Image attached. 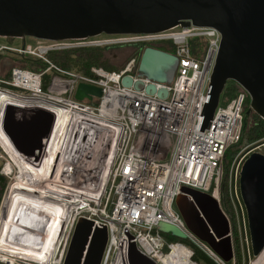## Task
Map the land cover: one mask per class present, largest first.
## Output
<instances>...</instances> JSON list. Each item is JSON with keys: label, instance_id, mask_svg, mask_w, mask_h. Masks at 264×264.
<instances>
[{"label": "built area", "instance_id": "2783aa9c", "mask_svg": "<svg viewBox=\"0 0 264 264\" xmlns=\"http://www.w3.org/2000/svg\"><path fill=\"white\" fill-rule=\"evenodd\" d=\"M194 38L205 46L201 59L190 51L189 42ZM220 38L215 28L189 25L159 33L99 35L59 41L36 38L35 44L20 42L19 45L0 42V54L31 56L47 64L42 70L13 66L8 78L0 76V95L7 93L30 100L28 105L5 102L1 121L4 133L3 118L8 107L45 110L54 116L57 110L64 108L83 119L95 117L109 122L115 131L107 174L99 188L94 186L98 189L96 196L79 193L66 196L61 191L49 188L45 192L32 190L28 196L30 190L24 189L27 198L59 200L60 204H63V199L67 201L61 225L49 240L47 259H41L40 264H63L79 217L91 220L95 226L106 227L107 242L100 264H116V257L125 249L128 235L142 254L157 263L165 264L163 259L179 245L186 248L189 264H197L191 260V248L179 241L165 240L157 229L159 222L178 227L185 238L215 264H227L185 226L174 205L182 186L207 193L218 203L229 226L232 247L229 262L235 264L236 259L240 258L242 261L248 260V264L259 263L251 253L238 177L243 160L251 152L264 154V140L244 145L227 166L223 163L227 149L237 143L241 136L246 92H239L225 105H217L212 115L204 120L206 90ZM163 41H171L178 59L170 83L139 77L135 58H131L120 71L92 66L91 76L62 69L48 58L50 52ZM124 76H130L132 81L139 79L144 85L153 84L156 90L165 89L167 95L159 98L155 93L135 90L132 85L123 86L121 78ZM80 82L101 88L97 105L91 103L97 98L95 96L91 101L87 98L75 99V89ZM18 155L34 166L39 165L44 156L33 161L23 153L18 152ZM71 169L75 171V166ZM0 171L13 183L16 165L1 144ZM73 171L69 172L68 169V173L74 174ZM34 217L36 231L31 229L28 232L37 236L40 244L46 235V231L40 232L46 220L42 214ZM165 247L167 252L164 251Z\"/></svg>", "mask_w": 264, "mask_h": 264}, {"label": "water", "instance_id": "95a60500", "mask_svg": "<svg viewBox=\"0 0 264 264\" xmlns=\"http://www.w3.org/2000/svg\"><path fill=\"white\" fill-rule=\"evenodd\" d=\"M189 25L212 27L220 43L207 86L205 118L218 105L228 80L236 82L249 97V109L264 120V0H0V37H33L71 40L104 35L147 34ZM177 57L146 46L136 72L155 82L170 83ZM123 86L165 98V89L144 85L130 76ZM101 88L80 82L77 100L101 97ZM54 114L45 110L8 107L3 127L14 148L32 159L42 158ZM238 186L246 213L251 253L264 249V154L251 152L242 162ZM174 205L185 226L228 262L232 257L228 221L209 194L186 186L180 188ZM158 231L184 239L175 225L159 222ZM107 242L106 227L79 217L63 264H100ZM120 255L123 264H158L142 254L131 241Z\"/></svg>", "mask_w": 264, "mask_h": 264}, {"label": "bare ground", "instance_id": "6f19581e", "mask_svg": "<svg viewBox=\"0 0 264 264\" xmlns=\"http://www.w3.org/2000/svg\"><path fill=\"white\" fill-rule=\"evenodd\" d=\"M27 100L28 99H21L15 95L7 93L0 95V144L13 160L17 170L14 177V183L11 187V193L7 200L13 196L27 197L24 190L15 188V186H21V188L30 190V194H28L29 196L31 195L32 190L37 188H39V191L41 192H45L46 188L58 190L66 194V196L71 195L72 193H79V195H88L91 197L96 196L98 193V187L95 188L94 186L98 184L100 185L107 174V163L112 154L115 141V131L112 129V124L109 122H103L95 117H92L90 120H87V118L83 119L79 114H70V111L64 108L57 110L53 117L48 139L49 141L47 149L44 151L43 159L39 165L34 166L25 162L23 158L18 155V152L13 148L6 134L1 130L5 102L8 101L28 105L30 100ZM106 143L107 145H104ZM96 147H100V153L96 159L92 160L89 155L92 156L90 152ZM71 160L76 165L75 173L72 178H70L68 171L64 173V171L68 170V167H70L69 165L72 164ZM83 168H86V170H89L90 168L91 172L84 171ZM96 168L97 171H95ZM26 180L28 181V184L31 182L34 183V185H30V187L29 185H25ZM7 200L4 212L7 210ZM30 201L38 202L40 204L37 206L40 208L38 212L40 215H44L46 220L43 232L47 231V249L49 240L61 225L67 201L63 199V204H60L59 200H41V198L38 197L33 199L30 198ZM46 252L48 251H45V255ZM255 258H258V264H263L264 249ZM163 262L165 264H173L172 262L167 263L165 258L163 259Z\"/></svg>", "mask_w": 264, "mask_h": 264}, {"label": "trees", "instance_id": "16d2710c", "mask_svg": "<svg viewBox=\"0 0 264 264\" xmlns=\"http://www.w3.org/2000/svg\"><path fill=\"white\" fill-rule=\"evenodd\" d=\"M9 42L13 41V38H6ZM190 51L195 56L198 54L199 44L201 43L198 38L190 40ZM159 50H163L174 54V46L171 41L155 42L150 44ZM122 46V45H121ZM115 47V46H114ZM114 47H110L114 48ZM109 48L102 47H89V48H79L73 50H65L58 52H50L48 58L57 66L65 70H74L86 76H91V67H102L107 71H120L109 64V60L103 57L104 51ZM118 49H123L118 46ZM13 66H19L26 69H44L47 64L42 60L31 57V56H16L7 53L0 54V76L5 78L9 77V70ZM137 67V66H136ZM123 69V68H122ZM244 91L236 82L228 80L223 89L222 97L226 99V103L235 97L239 92ZM225 103V104H226ZM249 109V97L245 93V98L243 101V122L241 129V136L237 143L230 146L226 151V158H231L234 156L238 150L246 144L257 142L259 140H264V120L261 119L257 114L248 110ZM223 194V192H222ZM223 203V202H222ZM224 205V203H223ZM168 242H178V241H168ZM167 252V248H164ZM193 251L191 260L197 264H215L208 256L204 253L200 254L197 251ZM172 253L177 256V260L174 264H189L188 253L186 248L181 246H175ZM166 259V257H165ZM240 258H237L236 263L240 264ZM167 260V259H166ZM202 260V262L200 261ZM168 261V260H167Z\"/></svg>", "mask_w": 264, "mask_h": 264}, {"label": "flooded vegetation", "instance_id": "af4514ba", "mask_svg": "<svg viewBox=\"0 0 264 264\" xmlns=\"http://www.w3.org/2000/svg\"><path fill=\"white\" fill-rule=\"evenodd\" d=\"M13 183L0 171V264H40L41 259H47L46 256L49 254L46 252L45 255V251H47V231L40 244H38V237L28 232L31 229L36 231L33 219H35L34 216H40L38 212L40 208L37 207L40 204L23 196H13V199L10 197L7 200ZM15 188L26 189L18 186H15ZM36 190H39V188ZM6 200L8 204H6L7 210L4 212ZM31 211L33 213L30 214ZM33 214L35 215L33 216ZM40 232H43V229ZM125 252L122 251V254H125ZM120 255L121 253H118L116 257V264H123L120 261Z\"/></svg>", "mask_w": 264, "mask_h": 264}, {"label": "rangeland", "instance_id": "374dc122", "mask_svg": "<svg viewBox=\"0 0 264 264\" xmlns=\"http://www.w3.org/2000/svg\"><path fill=\"white\" fill-rule=\"evenodd\" d=\"M103 35L104 34H101V36H103ZM35 41H36V38H33V37H23L21 40L19 38H13V41L12 42H13V44L19 45L20 42L21 43L25 42V43H32V44L34 43L35 44L36 43ZM0 42L9 43L8 40H6V39H4L2 37H0ZM150 44H153V43H147L146 45H142V44H140V45L139 44L138 45L137 44L136 45L126 44V45L120 46V48H123V49H120V50L118 49V46H115L114 48H111V49L109 48V49H107V51H104L103 57L109 60V64L111 66H113V67H115L117 69H120V70L125 67V65L130 61L131 58H135V60H136L135 61L136 62L135 64L137 66L138 65V62H139V58H140V56L142 54L143 49L146 46H151ZM204 50H205V46L203 45V43H200L199 44V50H198L199 52H198L197 55H195L197 59H201L203 57ZM222 93L220 95L219 102H218V105L219 106L225 105V103H226V99H224L222 97ZM98 101H99V97H97L91 103L94 104V105H97L98 104ZM104 145H107V143L104 144ZM90 153L92 154V156L89 155V157H91L92 160L96 159L99 156L100 147H96V148H94V150L92 149ZM71 162H72V164L69 165L70 167H68V169L70 168L69 172L73 171V169H71L72 166H76L75 163L72 160H71ZM229 162H230V158L229 157L228 158L225 157L224 162H223L224 163V166H227L229 164ZM107 165H108V163H107ZM86 168H88V167H86ZM86 168H83V170L84 171H90L91 172L90 168H89V170L88 169L86 170ZM75 169H76V167H75ZM66 171H68V170H65L64 173H66ZM95 171H97V168H96ZM73 172L75 173V171H73ZM87 174H89V173H87ZM69 176L70 177H73V173H69ZM25 182H26L25 185H29V187L32 184L34 185V183H31V182L28 184V181L27 180ZM98 183H99V181H98ZM98 188H99V186H98ZM160 233L165 238L166 241H179L182 244H184L185 246L191 248L192 250L197 251L200 254L203 253L201 250H199L197 247H195L193 244H191L186 238L180 239V238H177V237L172 236L170 233H162V232H160ZM166 259L168 260V261L166 260L167 262H172L174 264L175 261L177 260V256L174 255L171 252L169 256H166ZM200 261L202 262V260H200ZM239 262H240V264H248V260L242 261V259H239ZM227 264H231V263L228 261ZM235 264H237V263L235 262Z\"/></svg>", "mask_w": 264, "mask_h": 264}]
</instances>
